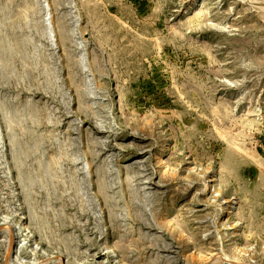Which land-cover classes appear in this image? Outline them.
I'll use <instances>...</instances> for the list:
<instances>
[{
    "label": "rangeland",
    "instance_id": "1",
    "mask_svg": "<svg viewBox=\"0 0 264 264\" xmlns=\"http://www.w3.org/2000/svg\"><path fill=\"white\" fill-rule=\"evenodd\" d=\"M264 264V0H0V264Z\"/></svg>",
    "mask_w": 264,
    "mask_h": 264
},
{
    "label": "bare ground",
    "instance_id": "2",
    "mask_svg": "<svg viewBox=\"0 0 264 264\" xmlns=\"http://www.w3.org/2000/svg\"><path fill=\"white\" fill-rule=\"evenodd\" d=\"M42 264V263H41Z\"/></svg>",
    "mask_w": 264,
    "mask_h": 264
}]
</instances>
